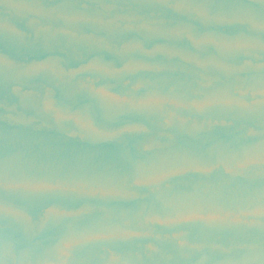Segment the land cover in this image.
Returning a JSON list of instances; mask_svg holds the SVG:
<instances>
[{
  "label": "water",
  "instance_id": "water-1",
  "mask_svg": "<svg viewBox=\"0 0 264 264\" xmlns=\"http://www.w3.org/2000/svg\"><path fill=\"white\" fill-rule=\"evenodd\" d=\"M0 264H264V0H0Z\"/></svg>",
  "mask_w": 264,
  "mask_h": 264
}]
</instances>
